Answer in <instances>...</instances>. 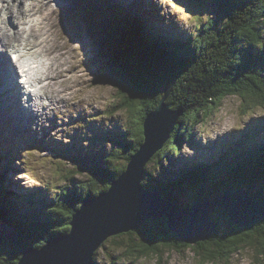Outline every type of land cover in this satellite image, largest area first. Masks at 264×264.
Here are the masks:
<instances>
[{"label":"trees","instance_id":"1","mask_svg":"<svg viewBox=\"0 0 264 264\" xmlns=\"http://www.w3.org/2000/svg\"><path fill=\"white\" fill-rule=\"evenodd\" d=\"M101 3L106 1L102 0ZM207 5L197 4L195 34L191 41L181 43L182 50L174 42L175 34H169L174 40L170 41L169 46L167 43L164 45L166 39L162 35L152 34L146 24L136 21L137 17L133 21L131 14L125 18L114 9L107 12L109 19L113 20L114 30L118 28L117 33L130 31L131 35L146 40L137 45L134 43L136 48L139 47V51L135 50V57L138 52L145 65L139 68L140 73L134 72L131 78H127L125 89L117 88L121 96L118 95L121 100L118 110L135 116V121L126 131L127 136L112 141L115 148L122 150L121 156L114 151L103 160H86L76 155L70 160V156L60 154V159L68 160L70 165L57 163L56 170L62 185L69 184L72 189H62L60 195H55L50 203V211L45 215L33 212L23 203L20 205L24 208L17 207L7 191L8 183L3 181L8 170L0 166V182L6 186L0 188V205L3 206L0 210L5 215L0 213V222L15 230L18 246L40 249L50 237L69 233V222L83 201L108 191L111 182L126 172L133 155L144 142L142 123L159 105L165 89L169 93L166 104L171 105L170 110L179 111L180 125L174 127L170 138L149 160L152 167L166 165L157 178L162 181L152 187L158 189L162 199L180 207V201L172 196L168 187L185 188L194 194L190 197L191 203L183 205L185 208L192 204L196 206L203 196L211 199L221 193L227 194L232 188L250 190L249 187L264 174V140H251L249 135L239 138L233 134L232 139L228 143L223 142L212 155L192 159L186 168H177V162H183V159L176 160L183 142L193 143L194 128L201 120L206 122L214 109H220L226 97L238 99L243 115L246 111L251 113L264 108V0H211ZM136 26L140 34L136 32ZM103 39L107 41L108 37ZM175 45L177 49L168 52ZM243 47L247 49L243 51ZM239 145L243 146L242 152L238 149ZM11 150L12 147L7 146L1 157L8 159ZM212 157L216 158L213 162ZM75 175H82L84 180L74 179ZM141 185L148 189L144 180ZM47 191L43 188L38 194ZM262 192L260 190L258 193L261 199L256 195L255 203L264 206ZM210 219L215 225L214 237L193 246L178 241L164 221L150 220L138 231L123 234V241L112 242L114 248H105V242L99 248L103 249L109 264L141 263L140 260L160 257L159 251H189L212 264H220L229 258L232 260L238 252L249 248H253L252 251L257 249L256 258H260L257 262L264 258V220L254 222L247 228H239L226 218L228 225L220 220L223 227L218 219ZM18 246L0 241V264H17L20 258ZM98 252H94V263Z\"/></svg>","mask_w":264,"mask_h":264},{"label":"rangeland","instance_id":"2","mask_svg":"<svg viewBox=\"0 0 264 264\" xmlns=\"http://www.w3.org/2000/svg\"><path fill=\"white\" fill-rule=\"evenodd\" d=\"M22 1L23 4L21 7L26 9V14L20 15L18 13V16H15V25L14 14L17 11V8H13L11 11H8L6 7L9 4L12 5L16 3V0H0V28L11 29L12 33L8 34H13L14 31L18 29V22H20V27H24L26 22H29L32 18L29 14L32 13L27 12L30 11L28 8H34L32 5L36 4L37 6L40 0ZM27 1L29 2L27 3ZM120 1H123L126 4L125 11H129L127 7L133 6L136 12L139 13L136 21L144 19L142 24H146L148 29L149 26L154 27L156 22L157 26L160 27L157 28L156 34L162 35L164 38L165 36L169 37L168 31L172 34H175V31L177 32L176 34L179 38L189 42L192 39L191 37H193L192 35L195 34L194 27L197 24L195 9L189 8V13L187 11L184 12V10H182L183 7L180 8L179 6V2H183V0H111L109 7H107L106 3L94 5V11H99L98 14L102 13L103 17H105L103 18V25L105 28H103V32L99 30V32L103 34L101 37L97 35V44L102 43L101 46L104 45V40H102V38L110 37L107 33H113L112 35L117 34L118 28L114 30L115 27L113 20L109 19L107 12H109L111 8H115L117 13V7L119 6L118 4ZM41 3L42 1L40 4ZM79 4L82 3L79 2ZM187 4L190 5L191 3L187 2ZM209 4L207 6H209ZM47 5L54 9L53 15H51V20H55L57 22V29L53 27L50 20L45 21L41 18L39 19L42 25L49 30L51 34V41L47 42L48 45L52 46L54 44L55 46H58L62 58H58V60L55 61L52 56H37L34 60L36 69L34 64H32L31 66L34 67L28 75L25 72H22L25 76H28L27 79L31 77L33 80V87H31L30 90H33L34 93L41 87V81L45 83L48 81L52 82L45 88V94L40 93L41 95H38V101L35 102V97H32L33 101L39 105L38 111L37 108H35V111L31 113V109L33 108L28 107L27 105L26 109L23 108L21 113H18L16 110L11 111V106L7 108L6 101L2 100L0 96V107L3 113V115L0 113V120H5L6 122L4 125H0V166L3 169L7 168L8 170L5 180L3 179V181L8 183L7 185L9 188L7 186V191L10 192V196L13 198L18 208L19 206L21 209L24 208L23 205H20V203H23L26 208H29L33 212L41 215L49 213L51 207L50 203L53 201L52 199L56 197L55 195H60L62 193V189H72L69 184L62 185L59 176L60 174L56 170L57 163L60 164V162H62L65 165H70L68 160L64 158L60 159V154L64 153L65 155L70 156V160L74 158L75 155L86 160H103L114 151L121 156L122 150L115 148L112 141H119V138L127 136L126 131L135 121V116L132 117L128 113L118 110V103L121 101L119 98L120 95L117 89L111 86L112 83L105 78L102 79L103 81L98 82L97 80L100 77L98 76L99 73L97 74L96 71L87 67L86 64L89 60V56L86 48H88V45H84L78 37L76 38L73 36L74 33H76L74 27L72 25L70 27L72 29V34H70L67 30L70 35V40H67L66 36L63 35V33L66 32L65 23H62L63 31L60 33L58 11L59 1L51 0V2ZM152 6L154 8H152ZM157 6L160 8V11H163L162 13L157 9ZM183 6H185V3ZM147 7L151 9V12L146 11ZM80 8H83V5ZM101 8H105L107 12L104 13ZM209 10H211V7H209ZM163 13H166L167 16H163ZM203 17L204 15L202 18ZM118 18L121 19L120 17ZM189 18L192 19L191 25L189 24ZM216 18H218V16H216ZM85 19L93 22L92 16H87ZM14 26H16L15 29ZM178 29L179 31H177ZM0 31L2 32L1 29ZM152 32V34H154V29ZM38 37L44 38L43 33L39 34L37 31H32L31 36L27 38V42L30 44L36 41ZM170 41H172V39L166 40L168 46L170 45ZM187 42H185V44ZM2 46L0 45L1 50ZM12 49L18 52L20 47L18 44L11 49L4 47L2 51L4 54L0 56V61L4 58L5 63L10 67L13 66L12 63H10V59L13 60V57L17 59L16 54L12 53ZM173 49H177L176 45L168 52L173 51ZM245 49L247 48L243 47V51H245ZM6 51L9 59H7V56L5 55ZM25 57H23V62L26 64ZM95 62L96 64H100L103 61L99 58L95 59ZM63 66H66V72L68 71V74H64L62 72L65 70ZM1 71L2 67L0 68V72ZM17 71L19 75L18 67ZM60 74H64L63 80L58 79L56 82L54 77L55 75ZM5 80H3L0 75V84H2L0 86V92L3 91L5 83L7 84L10 82L7 75H5ZM14 85L19 88L17 82H15ZM20 86V91L23 92V99L21 100L20 98L19 100H21V104L24 105L27 103L25 102V98H28V94L25 93V88H23L22 83H20ZM2 93L4 94V99L7 93L6 91H3ZM16 95L18 97L19 93L17 92ZM165 95L166 94L164 92V96ZM40 96H44L45 99H41ZM48 98H50L51 102H53V98L54 103H50ZM31 102L32 100L30 103ZM242 110L243 108L240 107L239 101L236 97H226L222 101L220 109H214V111L208 116L206 122L201 120L194 128L193 136L195 139H193V143L183 142L179 152V155L181 156L176 155V160L182 161L183 159V162H177V168H186L187 163L192 159L199 157L201 159L203 156L207 157V154L212 155L210 153L212 150L213 152L217 151L213 148V146L219 143V147H221L222 143L226 139H229L231 134H234V136L240 135L242 138L247 136L242 135L241 132L246 131L249 126L250 128L247 131L252 133L254 138L264 140V108L251 113L250 111H246L245 115L242 114ZM81 118L83 119L80 120ZM177 125H180V123ZM121 132L123 133L121 134ZM128 135H130L129 132ZM34 141H36L35 146L31 144ZM7 143L9 147H12V150L11 156L8 159H5L1 156L2 152H6ZM238 149L240 150V145L238 146ZM220 150L222 151V149ZM30 153L32 154L30 155ZM155 154L153 156H155ZM215 159V157H212V162ZM25 161L28 163L25 164ZM3 163L6 164L3 165ZM29 167L32 169L29 170ZM165 167L166 165H163L162 167L149 166V161L145 164L143 168V175L145 177L143 176V180L148 186V189H146V186L143 187L145 189L144 192L149 193L155 190L157 191V194H159L158 189H152V187H154L153 185L156 182L159 183L162 181L157 178L161 176L160 174L163 172ZM154 171L157 173H154ZM0 175L2 176L1 171ZM73 178L78 181L84 180L82 175H75ZM117 179L118 177L111 183H114ZM149 183L150 185H148ZM0 188L3 189L6 188V186L1 183ZM43 188H46L48 191L38 194V192ZM168 189L171 190L172 196L176 197L180 201V207L166 201L170 205L178 209H184L185 206L183 203H191V198L194 193L186 191L185 188L180 189V187H168ZM249 189L250 190L247 189V191L238 189L237 191L240 193H242L241 191H245L248 197H252V195L254 196L255 194L260 198L258 193L260 190H263L264 192V174H261L260 178L256 180L255 184L250 186ZM263 192L262 195H264ZM257 196L255 197V201L257 200ZM186 197L191 198L189 200ZM202 199L209 200L206 196H203ZM193 206L194 205L192 204V206L186 207L185 209L193 208ZM215 214V217L213 215L211 216L213 220H215V218L218 219L217 217H219L220 220L224 221L225 225L228 223L219 210H217ZM0 219H2L1 215ZM220 220L218 219L223 227ZM261 220H264V217H262ZM210 221L209 222L212 223L214 227L215 225L211 219ZM214 231L213 233L210 232V235L205 241L214 237ZM66 235L59 234L53 237ZM123 240V234L110 236L104 241L106 245L105 248H114V246L111 245L112 242H120ZM29 248L35 249L34 247ZM97 250L99 252L96 255L97 260L94 264H109L103 249L98 247ZM252 250L253 248L241 250V252H238L231 258L232 260H229V258L225 262H220V264H264V258L261 259L260 262H257V260L260 259L256 258L257 249L255 251ZM159 253H161L160 257L155 258L154 256V258L151 259L140 260L141 263L137 264H212L195 257L189 251H172L167 253L159 251ZM93 257L94 256H92V258Z\"/></svg>","mask_w":264,"mask_h":264},{"label":"water","instance_id":"3","mask_svg":"<svg viewBox=\"0 0 264 264\" xmlns=\"http://www.w3.org/2000/svg\"><path fill=\"white\" fill-rule=\"evenodd\" d=\"M96 11L93 22L79 15H72L73 36L88 45L87 67L100 76L98 82L107 79L114 88L125 89L127 78L139 72L145 65L141 55L135 57L136 45L142 40L127 33H107L110 37L97 44L103 28V14ZM92 23V24H89ZM127 39L129 41H127ZM132 43V44H126ZM91 44V46H90ZM94 46V47H92ZM102 60L96 64L95 59ZM140 73V72H139ZM101 79V80H99ZM108 84V83H107ZM109 85V84H108ZM160 100L155 110L142 123L144 142L133 155L126 172L114 182L108 191L97 197H88L77 209L69 223L66 236L51 237L40 249L18 246V235L5 223H0V241L18 246L20 258L17 264H94L92 256L110 236L138 231L147 221H164L174 237L185 245L203 242L214 231L210 217L219 210L223 216L239 228L261 221L264 217L262 204L255 203L256 195L248 197L245 191L232 188L204 200L190 209H178L164 201L157 191L144 192L141 185L145 164L170 138L172 126L178 124L179 111L170 110L171 105ZM210 222H209V221Z\"/></svg>","mask_w":264,"mask_h":264},{"label":"bare ground","instance_id":"4","mask_svg":"<svg viewBox=\"0 0 264 264\" xmlns=\"http://www.w3.org/2000/svg\"><path fill=\"white\" fill-rule=\"evenodd\" d=\"M41 1H42V3L40 4ZM105 1L108 5L110 4L109 0H105ZM50 2H51V0H40L39 4H37V6H36V4H33L32 6L34 8H28L30 11H27V12L32 13V14H29L32 16V18L29 20V22H26V25L24 27H20V24H19L20 22H18V29L16 31H14L13 34H8V33H12L11 29L0 28L2 30V32L0 31V43H1V45L6 47L7 49L14 48V46L16 44H18L20 47V50H18V52H16L15 50L12 49V53L13 54L15 53L16 57H17V59L13 58V60H10V63H12L13 66L10 67L9 65H7L5 63L4 58L1 59V61H0V68L2 67V71L0 72V75H1L2 79L5 80V75H7L8 78L10 79V82L7 84L5 83V85H4L3 91H6L7 95L3 100L6 101L7 108H9L11 106V109H10L11 111L16 110L18 113H21L23 111V108H24L23 105L21 104V100H19L21 97L19 95L17 97V95H16L17 92L19 93V88H17L14 85V83L17 82V80L15 79V77H17V75H18L17 67L19 68V75H20V82H17V84L19 85V83H22L23 88H25V93L28 94V99L25 98V102H27V103H25L24 106L27 105L28 107L33 108V109H31V113H33L35 111V108H37V111H38L39 105L35 102L38 101L39 93L45 94V88L47 86H49L52 82L48 81L45 83V82L41 81L40 82L41 87L39 88V90L37 92L34 93L33 90H30V88L33 87V80L31 79V77L29 79H27L28 76H25L22 72H25L28 75L34 66L36 69V65H35L34 60H35V57H37V56H40V57L52 56L55 61H57L58 58L59 59L62 58V55L60 53L58 46H55L54 44L52 46L48 45L47 42L51 41V34H50L49 30H47L42 25V23L39 19V18H41L42 20H45V21L50 20L53 24V27L57 29V27H56L57 22L55 20H51V18H52L51 15H53L54 9L47 5ZM118 5H120L118 7H122L123 10L126 9V4L123 1L119 2ZM81 6H82V4L76 5V7H81ZM132 7L130 6L127 8L129 11H135L136 12V10L133 9L134 7L133 8ZM146 11L151 12V9L149 7H147ZM18 13L20 15L21 14L25 15L26 9L24 7L17 8V11L15 12L14 15L18 16ZM117 13L121 14L122 12L119 10ZM32 31H37L39 34L43 33L44 38L38 37V39L36 41L29 44V42H27V40H28L27 38L31 36ZM62 31H63V24H61V26H60V33ZM177 31H179V29ZM136 32L138 34H140L138 27H137ZM141 33H143V32H141ZM174 33H175V35L173 36V38L178 39L179 36L176 34L177 32L174 31ZM140 39L143 42L146 41L144 37H140ZM170 39H172V37H170ZM174 42L179 47V50H182L181 42L179 40H174ZM155 45H158V44H155ZM33 47H34V51H33ZM2 51H3V49L0 50V56H2L4 54ZM23 57H25L26 64L23 62ZM29 61H31L32 63ZM32 64H34V66H31ZM63 77H64V74H60V75H55L54 78L56 79V82H57L58 79L63 80ZM62 80H61V82H62ZM1 85L2 84H0V86ZM166 92L168 93V91L165 90V94H166ZM29 93H30V95H29ZM32 97H35V99H34L35 102L33 101ZM29 98H30V101L32 100L31 103L29 101ZM52 100L54 101L53 98H52ZM162 100H165V98L163 97ZM48 101L50 103H52L50 98H48ZM17 102H18V104H17ZM58 109H59V107H58ZM174 127L175 126H172L173 130H174ZM262 207H264V206H262ZM0 223L2 224V222H0Z\"/></svg>","mask_w":264,"mask_h":264}]
</instances>
